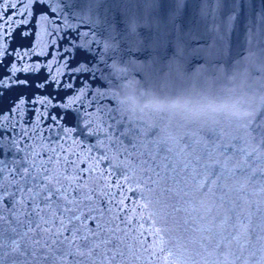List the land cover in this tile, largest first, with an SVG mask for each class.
<instances>
[{
	"label": "water",
	"instance_id": "95a60500",
	"mask_svg": "<svg viewBox=\"0 0 264 264\" xmlns=\"http://www.w3.org/2000/svg\"><path fill=\"white\" fill-rule=\"evenodd\" d=\"M261 16L264 0H0V159L37 177L15 175L27 196L60 190L36 197L44 227L78 229L42 240L41 264H264ZM32 206L21 219L43 223Z\"/></svg>",
	"mask_w": 264,
	"mask_h": 264
},
{
	"label": "snow or ice",
	"instance_id": "6c2138e0",
	"mask_svg": "<svg viewBox=\"0 0 264 264\" xmlns=\"http://www.w3.org/2000/svg\"><path fill=\"white\" fill-rule=\"evenodd\" d=\"M33 2H38V0H33ZM71 2V0H70ZM11 7H15V5H10ZM66 7L69 5L66 4ZM261 20L264 21V16H261ZM264 39V36L261 37ZM99 43V42H96ZM105 49L111 47V44L108 41H105L103 44ZM113 70L119 71V68L113 64ZM86 69H76V71H82ZM15 71H19L16 69ZM14 74V73H13ZM21 84H26V81H19ZM70 87V86H69ZM192 90H196V86H192ZM158 111H169L172 109H184L186 111L192 112L195 114L194 106L190 107V102L187 100H183V98L178 99H171L169 97H164L162 99H157L153 101L152 105ZM249 117H254L255 113H249ZM121 135H127V132H122ZM0 154H3V148L0 147ZM13 163H16L13 161ZM7 172L9 176H12L11 180L6 179L4 173ZM19 174L27 183L29 179L35 180L37 177L33 176L32 173L29 171L28 168H20L18 165L16 167H10L3 159H0V253L3 256H8L11 254H16L19 257H24L28 254L29 250H31V258L24 259L21 261H14V264H41V261L48 260L47 253H41L40 249L42 247L41 241L43 240V244L46 245L49 251L52 250V245H60L63 246L65 241H68L69 247L75 244L77 239V231L78 229L73 230L71 239L69 240L68 237H64V239H60L63 236L64 231L67 230V225L65 224L64 219L58 218V224L55 231L51 228L44 227V224H47L48 221L44 220L43 217L40 216L41 212L44 211L43 208L40 207L39 203L36 202V197L40 195V192H44L45 195L42 197L43 200L51 201L54 196L60 191L59 189H52L48 187V185L39 186L40 192H37L35 195L27 196V193H32L33 189L29 187L27 189V193H25V189L23 186L19 185V181L15 179V175ZM49 185L51 181L49 180ZM16 185V191H11L10 187ZM20 195V199H17V195ZM27 197V198H25ZM28 200L32 201V209L31 212H27V215L31 217L32 215L40 217L43 223L34 222L31 220H23L21 216L25 214L27 210ZM10 205V209H9ZM48 207V205H45ZM25 210V211H21ZM65 212L70 211V209H64ZM8 212L11 215V220H9V216L5 215ZM13 222L19 226L24 227L27 226V231L20 232L18 227L12 226ZM72 222V218H68V223ZM54 223H57L54 220ZM5 224L9 226L5 228ZM34 225V226H33ZM13 233L19 236V239L14 237H5V233ZM32 233L33 235H30ZM39 233H44L48 236V239H44L41 237L40 239L36 238V235ZM81 239L87 240V237H81ZM23 245V247H22ZM79 248V245H76ZM10 248L11 252L5 251L6 249ZM79 255L83 256L86 255L84 252H79ZM0 264H2V257H0Z\"/></svg>",
	"mask_w": 264,
	"mask_h": 264
}]
</instances>
